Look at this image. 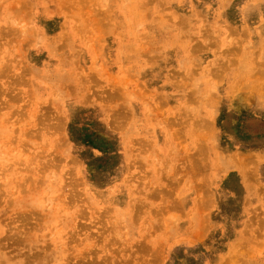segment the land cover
Segmentation results:
<instances>
[{
	"label": "rangeland",
	"instance_id": "obj_1",
	"mask_svg": "<svg viewBox=\"0 0 264 264\" xmlns=\"http://www.w3.org/2000/svg\"><path fill=\"white\" fill-rule=\"evenodd\" d=\"M0 45V264H264V0H0Z\"/></svg>",
	"mask_w": 264,
	"mask_h": 264
},
{
	"label": "bare ground",
	"instance_id": "obj_2",
	"mask_svg": "<svg viewBox=\"0 0 264 264\" xmlns=\"http://www.w3.org/2000/svg\"><path fill=\"white\" fill-rule=\"evenodd\" d=\"M168 35H172V30H170V32H168L167 33ZM165 39H167L166 37H163L162 38V40H165ZM2 46L3 45H0V47L2 48ZM183 47H178V48H176V49H174V51H173V54H172V56H175V57H179V56H183V53H185L186 52V50H184V49H182ZM17 119V118H16ZM18 119H20V115H19V117H18ZM14 120V122H15V124L16 123H19V120ZM22 119H23V117H22ZM14 124V123H13ZM20 124V123H19ZM18 125V124H17ZM6 134H8V135H6L5 136V138L6 139H8V140H5V138L4 137H2L3 139H4V141H9L8 143H6V144H10L11 145V147H12V150H13V147H14V150H17V147H19V146H21V145H25L27 142H24L23 143V140L22 139H20L19 138V135L21 136V137H23L22 135V132H21V129H19L18 127H16L15 126V130H14V132H12V133H10V131H9V133L7 132ZM10 134V135H9ZM41 136V138H42V140H43V142H45V144L43 145V147L42 146H40V148H42V149H44L48 144H50V142L52 143L54 140H46V138H45V136H46V134L44 135V133H42V135H40ZM1 139V138H0ZM53 139V138H52ZM25 141V140H24ZM2 142V141H1ZM117 143L119 144V143H121V140L120 139H118L117 140ZM5 144V145H6ZM3 145H4V143H3ZM17 146V147H16ZM30 146V145H29ZM28 146V147H29ZM39 146V145H38ZM37 146V147H38ZM3 147V146H2ZM1 146H0V148H2ZM25 147V146H24ZM34 147H36V144H35V146ZM16 148V149H15ZM37 149V151H40L41 153H42V151H41V149ZM21 151L19 152V153H17V157H15L16 156V154H14L15 156H13V157H15L14 159H15V163H13V167H11L10 169L12 170V171H14L13 170V168H14V166H16V169H19L21 172V178L24 180V182L25 181H29L30 183L32 182L33 183V186L35 187V185H36V182L37 181H39L38 179H36L37 177H36V175L37 174H33L36 170H37V166H38V164H36V163H24V162H22L21 163V160L23 161V156H25L26 155V152H27V150H28V148H27V150H26V152H25V150L24 149H26V147L23 149L22 148V146H21ZM3 151V150H2ZM1 151V152H2ZM11 151V150H10ZM35 151V150H34ZM34 151H32V152H34ZM13 152V151H12ZM24 152V155L22 156L21 154ZM28 152H29V150H28ZM8 153H9V151H8ZM16 153V152H15ZM30 153H31V151H30ZM36 155L38 154V153H36V151L34 152ZM1 154H3V153H1ZM11 154V153H10ZM18 154L19 155H21V156H18ZM27 154H29V153H27ZM35 154H29V156L28 157H30L31 159H37V157L38 158H40V155H41V157L43 156L42 154H39L38 156H36ZM6 155V154H5ZM13 155V154H12ZM7 157V156H6ZM9 157H10V155H9ZM12 157V158H13ZM20 157H21V159H20ZM18 160H20V161H18ZM40 160V159H39ZM50 162V163H49ZM49 162H47V163H44V164H46V166H47V168L48 167H53V165H54V162L51 160V161H49ZM17 163H19V164H17ZM15 164H17V165H15ZM21 164V165H20ZM48 164V165H47ZM24 166V168H22L21 169V167L20 166ZM20 167V168H18V167ZM39 167V166H38ZM43 168H45L44 166H43ZM46 168V169H47ZM41 169V168H40ZM38 170H39V168H38ZM17 171V170H16ZM44 172V171H43ZM24 173V174H23ZM37 173V172H36ZM43 174V173H42ZM41 174V175H42ZM40 176V175H39ZM36 177V178H35ZM40 178V177H39ZM41 179V178H40ZM72 183V182H71ZM39 192V190L37 191V193ZM32 193H35V189L33 190V192ZM32 193H31V195H32ZM36 193V194H37ZM118 199V198H117ZM116 199V200H117ZM116 207H115V209H113L114 210V212L115 213H118V212H121V210H122V208H123V206H124V201L122 202V201H118L117 202V204L115 205ZM82 210H80V207L77 209V208H69L66 204H63V206H61V208L58 206H56V207H54V208H52V217L53 218H57V219H59V218H61V221H63L62 222V224L65 226V225H67V223H68V220H73V219H75V218H77V217H85L86 215L85 214H83V212H81ZM1 222V221H0ZM74 223H75V221H74ZM73 223V227L75 228V225H76V227H78V224H74ZM0 228H1V226H0ZM76 231H74V233H75ZM112 232H114V231H112ZM19 232H17L16 234H18ZM15 235V234H14ZM11 236V235H10ZM15 237V238H14ZM13 238H11L13 241H11V242H14V243H19L20 241V239H22V240H24L25 238H27V236L26 235H24L23 233L21 234L20 233V235L18 234V237H16V236H14ZM113 237H117V236H113ZM112 237V238H113ZM8 238V237H7ZM9 239V238H8ZM10 239V240H11ZM90 240V239H89ZM8 242H9V240H8ZM1 243V242H0ZM55 243V242H54ZM15 244V245H16ZM1 246L0 247H2V244H0ZM5 246V245H4ZM14 246V245H13ZM32 246V245H31ZM63 245H59V244H56V248H55V250L51 253V256H50V258H49V256H48V254H46L47 253V249H43L42 248V252L40 251V250H35V252L34 253H32V254H30V255H28V256H26V258H31V257H33V258H40V261H41V264H48V260H50V261H52L54 264H60V260L62 259V257H61V255L63 256V252H61L60 251V247H62ZM19 248V247H18ZM37 248V246H35V249ZM22 249V248H21ZM46 251V252H45ZM49 252H50V250H49ZM18 253V252H17ZM22 253V252H21ZM20 253V254H21ZM33 255V256H32ZM18 256V255H17ZM71 256V255H70ZM77 257V255L76 254H74L73 255V257ZM1 257V256H0ZM24 257V256H23ZM22 257V258H23ZM67 258H68V255H67ZM63 259H64V257H63ZM67 260V259H66ZM0 262H1V260H0ZM45 262H47V263H45ZM52 263V264H53ZM62 263V262H61ZM63 263H64V260H63ZM62 263V264H63Z\"/></svg>",
	"mask_w": 264,
	"mask_h": 264
}]
</instances>
